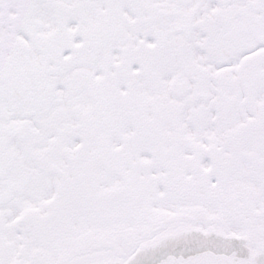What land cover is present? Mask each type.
Instances as JSON below:
<instances>
[{
  "label": "snow or ice",
  "instance_id": "snow-or-ice-1",
  "mask_svg": "<svg viewBox=\"0 0 264 264\" xmlns=\"http://www.w3.org/2000/svg\"><path fill=\"white\" fill-rule=\"evenodd\" d=\"M0 264H264V0H0Z\"/></svg>",
  "mask_w": 264,
  "mask_h": 264
}]
</instances>
